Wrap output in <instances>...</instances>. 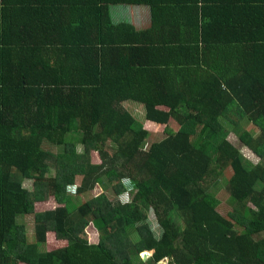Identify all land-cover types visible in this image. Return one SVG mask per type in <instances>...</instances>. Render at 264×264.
Here are the masks:
<instances>
[{
    "label": "trees",
    "instance_id": "obj_1",
    "mask_svg": "<svg viewBox=\"0 0 264 264\" xmlns=\"http://www.w3.org/2000/svg\"><path fill=\"white\" fill-rule=\"evenodd\" d=\"M151 1L0 0V264H264V1L239 26ZM112 3H150V27L111 22ZM226 169L229 220L204 186Z\"/></svg>",
    "mask_w": 264,
    "mask_h": 264
},
{
    "label": "rangeland",
    "instance_id": "obj_2",
    "mask_svg": "<svg viewBox=\"0 0 264 264\" xmlns=\"http://www.w3.org/2000/svg\"><path fill=\"white\" fill-rule=\"evenodd\" d=\"M133 106V108H129L127 106V108H129V110L134 113L135 111L137 112V115L139 114H143V110L141 108V106H135V105H131ZM130 106V107H131ZM140 118V117H138ZM140 120V119H139ZM212 124L219 126L221 128H224L228 131H231V126L223 121L218 119L215 122H212ZM242 129L244 130H253L249 125L243 124L242 122L238 123ZM176 126H172V130H176ZM251 132V131H250ZM159 137H161L160 132L155 131V132H151L150 136L148 137L149 140H156L159 139ZM231 141H235L234 140V135H230L229 136ZM81 146L78 145L76 147V151L78 153H80L81 150ZM241 153L243 154V158L245 160H247L250 163L256 164L257 163V157H255V155L252 154V152H250L248 149H241ZM90 161L92 163H97L98 159H97V155L95 154V152H91L90 153ZM69 169H71L70 171L73 172L74 177H75V182L77 183L79 181V175L81 173V168L74 166V167H70ZM230 176V170L226 169L222 172L221 175H217L215 176V178L209 179V180H205L204 181V186L206 187V191L208 194L212 195L217 201H218V205H217V212L224 218L228 219L227 217V212L230 211L232 209V205L233 202L229 199V196L226 192V184H227V179ZM123 186H124V192L118 197L119 199H121L122 201H125L128 199V197L131 196L130 191H131V185L128 181L124 180L123 181ZM260 187V183H257L255 185V188H259ZM59 189V188H57ZM74 190V186H63V191L66 193V196L68 195V201H73L75 202V204H80L83 201L91 198L92 196H95L99 193H101V188H99V186H95L90 192L86 193V194H81V195H75V193L73 192ZM109 192H107L108 195ZM112 193H110L109 198H112ZM55 196H51L50 198H48L47 200L43 201V202H38L34 204V211L36 212H40L43 210H48L51 209L53 207L56 206V201H55ZM229 220V219H228ZM21 223V225H24V231L26 233H30L32 230V216L29 215L28 217H20L19 220H17ZM147 224L149 225L151 231L155 234L158 232V227L155 223V220L153 218V214L150 210L147 211V220H146ZM176 223L179 225V221L178 219L176 220ZM237 228V227H236ZM240 228V227H238ZM29 235V234H28ZM29 237V236H28ZM82 237H84L87 241H89L90 243L95 242L96 241V234L94 233V229L92 228L91 225H88L82 234ZM48 240L50 243H52V234L48 235ZM54 245L56 246H60L61 242L58 243H54ZM129 253H132V251H129ZM146 253L147 256L143 257L144 260L148 258L150 252H142L140 253V259H142V254ZM143 260V259H142ZM161 264H168L167 261H162Z\"/></svg>",
    "mask_w": 264,
    "mask_h": 264
},
{
    "label": "crops",
    "instance_id": "obj_3",
    "mask_svg": "<svg viewBox=\"0 0 264 264\" xmlns=\"http://www.w3.org/2000/svg\"><path fill=\"white\" fill-rule=\"evenodd\" d=\"M154 1L158 0H152L151 4L156 9L157 7H160V4H154ZM167 1L168 4V11H172L169 7H175L176 11L182 9L184 13L181 14L182 20L185 18L186 14L189 13L188 10L192 8V11L198 12L199 8L201 7L203 16L205 17V20H209L211 17L210 15L213 14L211 10H216L218 12L223 13V15L227 16L228 22H230L229 25L239 26V23H233L231 21L235 20V18H238L240 15L242 16L245 10H250V7H253L257 5V1L261 0H161ZM264 1V0H263ZM150 3H148V6L142 5H126V4H108L107 5V12L109 15V19L113 23H120L125 22L133 27H135L137 30H143L146 27H150L151 20H150ZM165 4V5H167ZM261 5V4H258ZM220 6V8H219ZM216 7V8H214ZM219 8V9H218ZM175 10L174 8H172ZM182 12V11H181ZM155 13V11H154ZM202 13H199L202 16ZM202 16V17H203ZM198 13L197 15L192 19L191 23L200 24V21H202ZM179 20V21H180ZM178 21V22H179ZM177 22V23H178ZM180 27H188V25L183 24ZM194 27V26H193ZM15 220H19V217H16ZM264 236V233H262Z\"/></svg>",
    "mask_w": 264,
    "mask_h": 264
},
{
    "label": "water",
    "instance_id": "obj_4",
    "mask_svg": "<svg viewBox=\"0 0 264 264\" xmlns=\"http://www.w3.org/2000/svg\"><path fill=\"white\" fill-rule=\"evenodd\" d=\"M145 256H147V254H146V253H143V254H142V259H143V260H144L143 257H145Z\"/></svg>",
    "mask_w": 264,
    "mask_h": 264
}]
</instances>
